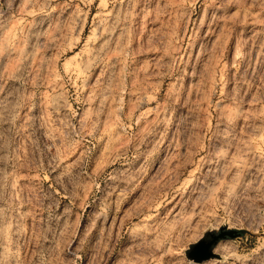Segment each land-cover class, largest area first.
<instances>
[{"label": "rangeland", "instance_id": "1", "mask_svg": "<svg viewBox=\"0 0 264 264\" xmlns=\"http://www.w3.org/2000/svg\"><path fill=\"white\" fill-rule=\"evenodd\" d=\"M264 264V0H0V264Z\"/></svg>", "mask_w": 264, "mask_h": 264}, {"label": "water", "instance_id": "2", "mask_svg": "<svg viewBox=\"0 0 264 264\" xmlns=\"http://www.w3.org/2000/svg\"><path fill=\"white\" fill-rule=\"evenodd\" d=\"M241 233V230L233 229L228 226L207 231L202 239L190 246L187 250V255L196 264L218 257L219 255L215 252V247L218 243L229 237L234 238Z\"/></svg>", "mask_w": 264, "mask_h": 264}]
</instances>
